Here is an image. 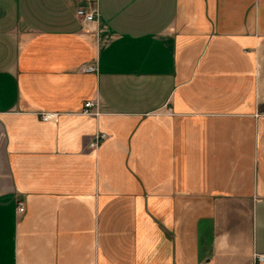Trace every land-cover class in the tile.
I'll use <instances>...</instances> for the list:
<instances>
[{
    "label": "crops",
    "instance_id": "crops-1",
    "mask_svg": "<svg viewBox=\"0 0 264 264\" xmlns=\"http://www.w3.org/2000/svg\"><path fill=\"white\" fill-rule=\"evenodd\" d=\"M257 253L264 0H0V264Z\"/></svg>",
    "mask_w": 264,
    "mask_h": 264
},
{
    "label": "built area",
    "instance_id": "built-area-1",
    "mask_svg": "<svg viewBox=\"0 0 264 264\" xmlns=\"http://www.w3.org/2000/svg\"><path fill=\"white\" fill-rule=\"evenodd\" d=\"M76 16L83 24H89L91 22H97L99 19V9L95 2H89L86 6L78 7L76 10ZM82 70L85 72H97L98 66L96 63L88 64L82 66ZM96 106V102L93 100H88L85 104L84 112L85 113H94V108ZM40 117L43 120H58V114L54 112H41ZM108 137L107 133H99L95 136L94 140L91 142V147L95 148L100 145V143ZM19 212H24L25 205L20 203L18 206ZM255 262L256 263H264V254L257 253L255 254ZM201 264H211V262L206 261Z\"/></svg>",
    "mask_w": 264,
    "mask_h": 264
}]
</instances>
